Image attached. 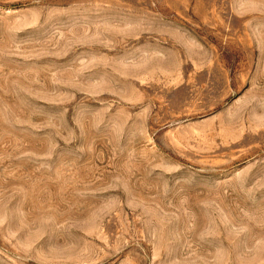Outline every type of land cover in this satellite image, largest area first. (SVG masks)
<instances>
[{
  "label": "rangeland",
  "instance_id": "1",
  "mask_svg": "<svg viewBox=\"0 0 264 264\" xmlns=\"http://www.w3.org/2000/svg\"><path fill=\"white\" fill-rule=\"evenodd\" d=\"M0 264H264V0H0Z\"/></svg>",
  "mask_w": 264,
  "mask_h": 264
}]
</instances>
